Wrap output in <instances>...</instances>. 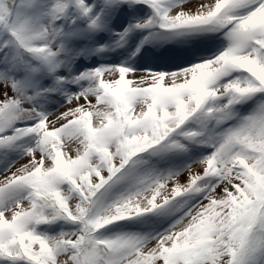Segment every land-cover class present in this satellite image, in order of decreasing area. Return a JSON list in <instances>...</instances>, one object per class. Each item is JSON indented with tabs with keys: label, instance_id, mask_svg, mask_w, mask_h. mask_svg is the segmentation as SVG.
<instances>
[{
	"label": "snow or ice",
	"instance_id": "obj_1",
	"mask_svg": "<svg viewBox=\"0 0 264 264\" xmlns=\"http://www.w3.org/2000/svg\"><path fill=\"white\" fill-rule=\"evenodd\" d=\"M0 177V264H264V0H0Z\"/></svg>",
	"mask_w": 264,
	"mask_h": 264
},
{
	"label": "rangeland",
	"instance_id": "obj_2",
	"mask_svg": "<svg viewBox=\"0 0 264 264\" xmlns=\"http://www.w3.org/2000/svg\"><path fill=\"white\" fill-rule=\"evenodd\" d=\"M63 109H60V111H62ZM0 179H2V177H0Z\"/></svg>",
	"mask_w": 264,
	"mask_h": 264
}]
</instances>
